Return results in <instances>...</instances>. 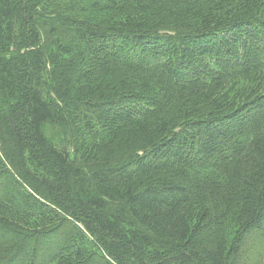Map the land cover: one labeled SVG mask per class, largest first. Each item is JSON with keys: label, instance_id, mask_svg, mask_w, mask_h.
<instances>
[{"label": "trees", "instance_id": "trees-1", "mask_svg": "<svg viewBox=\"0 0 264 264\" xmlns=\"http://www.w3.org/2000/svg\"><path fill=\"white\" fill-rule=\"evenodd\" d=\"M0 0V264L264 259V0H96L43 39Z\"/></svg>", "mask_w": 264, "mask_h": 264}, {"label": "rangeland", "instance_id": "rangeland-1", "mask_svg": "<svg viewBox=\"0 0 264 264\" xmlns=\"http://www.w3.org/2000/svg\"><path fill=\"white\" fill-rule=\"evenodd\" d=\"M96 0H41L36 8V20L43 39L54 37L55 31L65 35V31L72 30L69 22L94 21L100 16L96 14L93 2ZM100 1V0H99ZM264 264V259L258 263Z\"/></svg>", "mask_w": 264, "mask_h": 264}]
</instances>
